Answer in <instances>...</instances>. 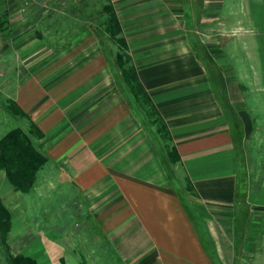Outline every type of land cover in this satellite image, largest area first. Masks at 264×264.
Wrapping results in <instances>:
<instances>
[{"label":"crops","instance_id":"crops-1","mask_svg":"<svg viewBox=\"0 0 264 264\" xmlns=\"http://www.w3.org/2000/svg\"><path fill=\"white\" fill-rule=\"evenodd\" d=\"M110 1L145 99L83 20L69 70L27 57L13 101L44 134L40 176L74 187L129 264H248L264 173L243 182L253 123L240 105L243 65L264 84V0Z\"/></svg>","mask_w":264,"mask_h":264},{"label":"rangeland","instance_id":"rangeland-1","mask_svg":"<svg viewBox=\"0 0 264 264\" xmlns=\"http://www.w3.org/2000/svg\"><path fill=\"white\" fill-rule=\"evenodd\" d=\"M113 12L110 0H0V139L17 128L27 132L31 129L32 121L18 115L12 107L16 77L27 66L26 58L32 55L39 59L35 66L43 69L55 60L60 72L66 67L70 69V65L62 63L63 55L69 51L68 43L81 34L78 28L81 20L91 33L98 27L104 54L116 63V69L128 71L130 61ZM34 44L35 49L30 48ZM245 66L248 79L243 81L245 97L240 106L248 108L247 117L253 124L245 140L247 162L243 182L255 188L264 173V84L251 70V66L256 68L255 64L243 65L244 70ZM133 82L139 99L144 100L137 81L133 79ZM236 82L241 81H233L235 87ZM148 113L153 119L157 118L155 112L149 110ZM154 124L159 129L160 124ZM172 168L169 166L170 182H175L180 170ZM178 177L182 180L180 175ZM50 181L48 175L42 178L39 174L36 187L24 194L15 191L5 173L0 171V199L11 216L9 232L0 235V264H14L19 256L37 264H129L115 251L110 240L102 238L88 201L82 199L74 187ZM250 232L248 264H258L264 261L263 211L255 213ZM240 259L239 256L238 261Z\"/></svg>","mask_w":264,"mask_h":264},{"label":"trees","instance_id":"trees-1","mask_svg":"<svg viewBox=\"0 0 264 264\" xmlns=\"http://www.w3.org/2000/svg\"><path fill=\"white\" fill-rule=\"evenodd\" d=\"M112 15L113 19L117 20L114 12ZM117 27L121 34L119 23ZM121 42L125 48L124 50H126L125 43L123 40ZM119 65L121 66V63ZM123 73L128 77L127 81L130 89L138 96L133 82V79L137 81L134 69L130 66L127 72L123 69ZM130 74L134 78H131ZM12 107L18 115L31 121L28 115L15 102L12 103ZM43 138L44 134L42 131L32 122L29 132L22 128H17L0 139V171L5 173L8 182L13 186L15 191L29 194L36 187L38 175L49 161L38 148L36 141H34ZM10 220V212L0 199V235L5 236L9 232ZM14 264L37 263L32 259L19 256L15 258Z\"/></svg>","mask_w":264,"mask_h":264}]
</instances>
